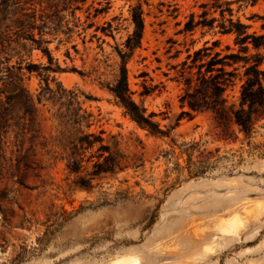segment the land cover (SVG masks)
Segmentation results:
<instances>
[{"label":"rangeland","instance_id":"rangeland-1","mask_svg":"<svg viewBox=\"0 0 264 264\" xmlns=\"http://www.w3.org/2000/svg\"><path fill=\"white\" fill-rule=\"evenodd\" d=\"M38 1L0 0V58L8 59V65L21 59L22 66L47 63L16 27V20L33 10L41 14L45 4ZM204 1L87 0L75 11L79 25L69 41L62 33L43 36L60 67L84 73H51L50 86L60 83L76 92L82 107L92 113L90 129H102L110 143V136H115L124 153L143 152L144 166L101 175L89 192L73 189L76 176L68 174L59 149L47 153L36 146L30 167L17 168L16 150L21 146L8 131L0 139V196H5L0 198V264H264V120L248 140L238 133L234 142L218 141L211 114L189 119L191 110L180 103L186 80L198 76L194 50L216 39L219 45L214 50L225 52L226 45L237 49L233 34L200 28L193 34L180 32L188 14H199ZM227 1L233 18L248 24L249 32L264 33V0L253 5ZM137 2L143 9L144 31L141 46L126 63L128 86L136 102L156 113L155 120L168 137H154L138 128L105 87L118 69L116 47H122L132 30L129 10ZM90 5L106 8L94 16ZM213 15L218 17V12ZM67 19L70 25L76 21L69 13ZM108 21L112 36L101 29ZM34 36L39 37L36 30ZM237 66L242 75L243 68ZM22 73L24 87L36 95L43 79L36 71L22 68ZM144 86L151 91L142 96ZM239 86L236 79L227 87L229 102H237ZM0 100L8 105L5 95ZM58 106L36 105L39 140L56 135L52 116ZM28 137L21 153L29 147ZM190 142H197L199 151L192 154L196 165L188 167L182 150ZM201 151L208 158L199 166Z\"/></svg>","mask_w":264,"mask_h":264},{"label":"trees","instance_id":"trees-1","mask_svg":"<svg viewBox=\"0 0 264 264\" xmlns=\"http://www.w3.org/2000/svg\"><path fill=\"white\" fill-rule=\"evenodd\" d=\"M86 1L39 0L40 5L45 4L41 14L37 15L33 10L26 18L16 20V27L22 34L26 33L32 47L39 49L46 56L47 63L26 62L22 66L21 59L15 64L8 65V59L2 61L0 58V65L6 63L4 68H0V73L3 72L1 79H5L3 87L0 88V96L5 95L8 104L5 106V103L0 100V139L8 131H13L15 138L20 142L21 147L16 150L15 156L17 168L21 164L30 167L33 161L31 159L36 156V146L45 149L47 153H54L56 149H59L60 158L64 160L68 174L76 176L73 189L89 192L93 189V181L101 175H116L127 169L136 171L142 168L144 155L139 151L124 153L119 149L115 136H110L112 139L110 143L102 136L104 133L102 129L91 130L92 113L82 107L77 93L65 90L60 83L56 84V88L50 86L48 78L51 73L71 70L84 75L82 71L74 67L69 69L60 67L45 45L49 41L43 36L62 33L69 41L73 28L79 25L75 11L81 9V5ZM103 1L106 4L109 3L108 0ZM237 1L249 2L253 5L257 0ZM89 7L94 9V16L106 8L91 5ZM200 7L202 11L199 14L195 15L194 12L188 14L180 32L193 34L197 28H200L206 31L216 29L213 31L214 34H233L237 49L233 51L229 45H226L225 52L214 50L219 45L216 39L211 42V45H207V40L202 47L194 50L192 62L195 64L198 62L196 64L198 76L195 80L192 77L186 80V89L180 97V103L182 106L187 105L191 110L188 114L189 119H192L194 114L210 113L214 126L218 130V141L234 142L237 140L238 133L248 140L255 131L257 123L264 120V33L249 32L248 24L243 23L238 17L233 18V11L227 0H206L200 3ZM216 12L218 17L213 15ZM68 13L72 19L76 20L73 25H70L67 19ZM129 13L132 30L121 43L122 47H116L120 60L118 69L113 75L112 82L106 83L105 87L113 96L115 103L123 109L124 115L128 116L138 128L154 137H168L166 129H162L159 122L155 120L156 113L148 111L142 102H136L128 86L126 63L134 51L141 46L144 31L141 4L137 2L130 6ZM105 24L101 27L102 31L112 36L110 21ZM88 25L90 26L91 23ZM261 28L264 29V23L261 24ZM35 30L38 38L34 36ZM72 48L76 50V45L72 44ZM65 54L70 57L68 49ZM237 65L243 68L242 75L239 74ZM227 67L232 69L228 70ZM22 68H25L28 73L36 71L37 75L43 79L44 86L40 87L36 95L31 94L24 87ZM236 79L240 81L238 100L236 103L229 102L225 91L228 86L235 84ZM150 91L149 87L144 86V91L140 95H148ZM41 102H51L53 105L58 103L59 106L52 116L57 121L58 131L56 135L49 138L41 137L42 140H39V130L35 124L36 105ZM182 113L180 112L177 116V121L182 117ZM27 134H29L30 144L24 153H21ZM171 141L173 145H176L174 140ZM183 145L186 146L182 152L188 156V167L195 166L192 154L194 151H199L198 143L190 142ZM1 147L0 143V151ZM203 151L198 154L199 166L208 158ZM171 153L172 151H166L164 154L170 156ZM207 154L211 152L208 151ZM8 160L12 161L11 158ZM4 197L0 196L1 199Z\"/></svg>","mask_w":264,"mask_h":264}]
</instances>
